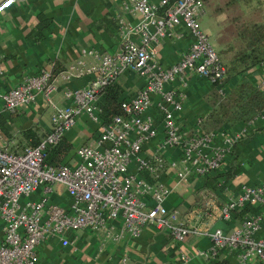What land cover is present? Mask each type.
<instances>
[{"label":"built area","instance_id":"2783aa9c","mask_svg":"<svg viewBox=\"0 0 264 264\" xmlns=\"http://www.w3.org/2000/svg\"><path fill=\"white\" fill-rule=\"evenodd\" d=\"M122 6L138 21L130 23L118 16V51L83 48L81 57L63 70L43 68L10 89H0L1 108L10 114L24 105L36 106L40 96L52 108L50 132L39 144L20 152L11 151L10 141L3 136L0 113V264H38V248L44 241L56 237L67 246L77 231L99 233L104 246L125 234L138 237L145 227L154 226L178 243L185 242L191 229L181 221L178 209L167 208L172 189L161 181V175L166 168H173L182 181L221 170L258 118L220 143L216 131L201 130L200 119L191 131L185 130L177 114L187 101L192 77L206 78L221 95L227 92L226 68L200 21L206 13L203 1L125 0ZM186 32L192 43L176 62L164 65L159 59L162 40L179 41ZM128 70L139 75L144 84L121 101V114L104 121L102 96ZM254 71L259 73L257 85L264 93V62ZM3 73L0 61V76ZM85 76H90L85 85L63 89L64 104L54 100L62 82ZM152 109L161 121L163 137L147 157L144 146L159 133ZM82 115L98 124L96 139L77 148L74 164L54 162L53 150ZM169 149H180L181 158L168 159L165 153ZM58 186L70 196L66 205L51 200ZM248 205L258 208H251L237 228L211 231L207 257L216 258L226 250L238 264H264V178L258 185L243 186L242 192L222 207L221 216L229 220ZM118 220L121 231H115Z\"/></svg>","mask_w":264,"mask_h":264},{"label":"crops","instance_id":"0c3cea01","mask_svg":"<svg viewBox=\"0 0 264 264\" xmlns=\"http://www.w3.org/2000/svg\"><path fill=\"white\" fill-rule=\"evenodd\" d=\"M125 0H0V61L3 75L0 89L7 90L26 77L38 74L41 69L60 71L81 57V49L96 48L102 52L120 49L118 16L136 23L138 18L123 9ZM186 32L179 41L164 39L159 50V59L164 65L176 62L183 51L192 43ZM257 84L259 73L247 75ZM90 79L85 76L62 82L54 95L58 104H64L62 94L66 87H81ZM240 78L226 84L228 91ZM122 89V99L133 96L143 86V79L133 71H126L116 81ZM214 85L203 77L190 79L188 98L177 118L182 127L191 131L197 121L210 113L207 100ZM3 136L10 141L13 152L23 151L31 145L27 131L33 130L45 137L51 130L52 108L43 97L35 106H22L16 114L1 108ZM158 136L146 144L143 154L153 155L163 137L161 121L155 109ZM244 124L223 127L217 132V142L232 135ZM264 116L258 117L251 126L247 138L239 142L229 153L227 162L219 171L208 176H190L180 181L177 170L166 168L161 181L172 191L166 199L168 209H178L181 221L191 229L185 242L178 243L168 232L147 226L138 237L124 235L117 242L108 241L102 246V237L92 231L72 233V244L63 245L60 238L52 237L38 248V264H238L234 255L224 250L216 258L206 256L212 245L210 233L215 228L230 232L240 225L241 217L235 213L225 220L222 207L237 197L245 185H258L264 178ZM98 124L82 115L76 126L66 133L64 144L72 148L60 155V161L68 164L77 162L76 150L96 139ZM170 160L181 158L180 149H169L165 153ZM233 163L235 168L232 170ZM233 171L229 178V171ZM38 194L35 195L37 197ZM57 204L66 205L70 196L64 187L58 186L51 195ZM257 209L258 206H255ZM115 231H121L122 223L116 221ZM0 221V241L3 239ZM264 236V231L262 233ZM255 264V263H252Z\"/></svg>","mask_w":264,"mask_h":264},{"label":"trees","instance_id":"16d2710c","mask_svg":"<svg viewBox=\"0 0 264 264\" xmlns=\"http://www.w3.org/2000/svg\"><path fill=\"white\" fill-rule=\"evenodd\" d=\"M206 8L212 7L213 0H202ZM250 0H228L226 5L237 7ZM222 7L215 6L213 13H218ZM236 34L232 42L222 46L218 51L220 61L226 68L224 84L235 78L240 80L230 88L225 95H221L216 87L208 94L207 100L210 106V113L200 118L199 126L205 133L218 131L223 127H236L239 124H246L264 115V93L258 88L247 75L254 71L264 62V17L256 19L253 14L238 12L232 18ZM122 89L117 82L110 85L102 96L105 115L103 120L108 121L112 115L121 114L120 104L122 99ZM264 132V128L260 129ZM1 132L8 136L9 132L3 130L1 119ZM26 137L31 138V145H37L42 137L33 130L27 131ZM44 138V137H43ZM65 138L53 150L51 159L54 162H61L60 155L65 154L72 148V145L64 144ZM235 168L233 163L232 170ZM233 171H229L228 177H232ZM145 177L153 182L156 181L148 173H143ZM256 210L255 206L248 205L236 213L242 218L250 209Z\"/></svg>","mask_w":264,"mask_h":264},{"label":"rangeland","instance_id":"374dc122","mask_svg":"<svg viewBox=\"0 0 264 264\" xmlns=\"http://www.w3.org/2000/svg\"><path fill=\"white\" fill-rule=\"evenodd\" d=\"M227 1L213 0L212 7L206 8V13L200 18L203 28L212 36L218 51L222 46L234 41L236 30L232 18H235L238 12L253 14L256 19L264 17V0H250L237 7L227 6ZM218 5L222 10L212 14L213 7Z\"/></svg>","mask_w":264,"mask_h":264}]
</instances>
